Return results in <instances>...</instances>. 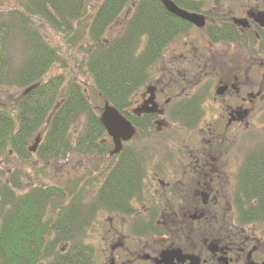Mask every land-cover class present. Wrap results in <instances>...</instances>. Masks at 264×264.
I'll list each match as a JSON object with an SVG mask.
<instances>
[{"label": "flooded vegetation", "instance_id": "flooded-vegetation-1", "mask_svg": "<svg viewBox=\"0 0 264 264\" xmlns=\"http://www.w3.org/2000/svg\"><path fill=\"white\" fill-rule=\"evenodd\" d=\"M242 1L251 5L235 12L212 9L221 0H210L203 11L213 18L184 9L202 14L205 26L190 24L169 43L134 93L133 136L111 155L104 129L98 146L82 152L91 171L68 169L63 187L52 185L58 194L46 207L49 245L69 257L81 248L86 264H264L263 226L248 221V194L240 192V182L264 162V26L248 16L264 8L262 0ZM209 22L230 26L224 39L207 37ZM160 142L158 160L153 144ZM126 160L134 168L132 186L113 200L107 186ZM101 161L103 169L92 172ZM100 212L108 223L103 255L89 243Z\"/></svg>", "mask_w": 264, "mask_h": 264}, {"label": "trees", "instance_id": "trees-1", "mask_svg": "<svg viewBox=\"0 0 264 264\" xmlns=\"http://www.w3.org/2000/svg\"><path fill=\"white\" fill-rule=\"evenodd\" d=\"M172 1L213 18L203 11L210 0ZM41 25L61 36L66 46L81 50L78 64L90 79L88 86L61 73L44 79L52 65L65 64ZM189 28L160 0H101L93 6L86 0H0V88L27 89L11 105L0 106V155L10 150L25 160L31 154L28 143L37 139L41 163L65 160L72 152L82 155L93 149L87 146H98L105 131L91 95L131 120L134 93L152 77L163 49ZM229 30V25L213 22L205 27L211 41L224 39ZM76 124L80 130L72 147L70 127ZM133 173L129 160L118 167L107 186L113 200L126 197ZM259 175L264 176V162L240 182V192L248 194V221L260 222L264 230V179ZM19 189L14 175L0 181V264H86L79 257L81 248L69 257L49 245L51 227L45 214L58 194L56 187Z\"/></svg>", "mask_w": 264, "mask_h": 264}, {"label": "rangeland", "instance_id": "rangeland-1", "mask_svg": "<svg viewBox=\"0 0 264 264\" xmlns=\"http://www.w3.org/2000/svg\"><path fill=\"white\" fill-rule=\"evenodd\" d=\"M8 3H14V0H6ZM89 6H93L94 4H97L101 0H86ZM225 0H221V3L219 4H211L210 7L212 9L215 7V9H226L227 7L232 6L235 9V12H241L243 5L245 8L249 7L251 5V2L238 0L237 1H228L223 2ZM223 2V3H222ZM241 14V13H240ZM41 31L45 35L47 39L50 41H53L52 44H55L57 47V50L59 51L60 57L64 60L65 68L60 66L59 64H54L50 67L49 71L47 72L46 76L44 77H51L54 74H64L65 77L72 79L76 77L79 79V83L82 82L85 86H88V83L90 82V79L85 73L82 71V69L79 66V58L81 57V50L76 46L74 47H68L66 46V43L62 41V38L56 36L55 34L51 33L50 30H47L45 27L41 25ZM189 37H193L197 34H195L193 31H189L187 33ZM186 35L182 37H178L171 46H176L179 43L183 41ZM196 39H199L197 37ZM55 42V43H54ZM65 43V44H64ZM160 65V64H159ZM158 65V66H159ZM251 73L254 72L253 68L250 70ZM156 72V70H154ZM23 88H17V87H11V88H0V106H3L4 104H12L15 99L22 93ZM91 103L95 109L99 110V108L103 107V101L101 97H97L95 93L91 95ZM169 120V119H168ZM81 125V122H79ZM176 124V123H175ZM177 125V124H176ZM178 126V125H177ZM71 129V143L74 145V139L76 138L78 132L77 130H80L79 125H73L70 127ZM151 130V129H150ZM163 131H167L164 129ZM259 131H257L258 133ZM189 133V132H188ZM261 136L264 134L261 132ZM149 134H152L150 132ZM254 133L253 135L256 137ZM189 135H192L191 133ZM260 138V137H259ZM256 140V139H254ZM153 141L157 142V137L153 136ZM40 144V141L36 142V144H33V141L28 143V146H35L33 151H30L31 154L27 157V159L23 160L21 159L17 154L13 153L12 151L8 150L9 152L3 153L0 155V181L5 182L6 180L10 179L12 175L14 177L16 176V179L20 183V189L19 191L27 192L31 187H34L35 185L38 186H48V185H57L58 187H63L61 183H63L64 173L68 172V169L74 170L77 173H87L90 172L92 168H87L90 166H86L83 163V156L76 154L75 152H72L68 154L67 160L65 159H58L56 161H45V163L38 162L36 157V149L38 145ZM139 145V143L136 141L132 142L131 146L135 148V146ZM162 142L160 143H154L153 147L156 148V152L158 153V157L156 159H160L163 155L164 151L162 152ZM162 152V153H161ZM161 153V154H160ZM103 161L100 163H96L97 168H95L92 172H96L99 169H103L105 165ZM92 165V161H91ZM16 172V173H15ZM103 175V172H102ZM9 182V181H8ZM98 217L95 221V225L93 228V233L89 237V243L93 244L96 248V252L102 251L103 248V236L105 235L106 229H108V223L106 222L107 219L105 212L98 213ZM117 225V224H116ZM88 235H86V238ZM60 246H64V244H60ZM101 255H103L102 252H100ZM100 259L98 261H95L94 264H99Z\"/></svg>", "mask_w": 264, "mask_h": 264}, {"label": "water", "instance_id": "water-1", "mask_svg": "<svg viewBox=\"0 0 264 264\" xmlns=\"http://www.w3.org/2000/svg\"><path fill=\"white\" fill-rule=\"evenodd\" d=\"M160 2L167 12L198 28L204 27L205 20L202 14L181 9L171 0H160ZM248 16L261 26H264V12L248 13ZM244 23H246V20ZM99 120L112 140L113 149L111 155L117 154L121 149L122 142L129 140L133 136V126L117 109L109 105L108 102L104 103Z\"/></svg>", "mask_w": 264, "mask_h": 264}]
</instances>
